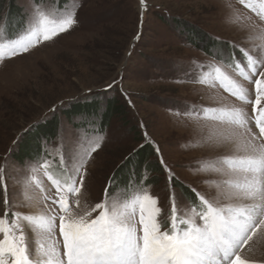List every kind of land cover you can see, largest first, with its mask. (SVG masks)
Returning a JSON list of instances; mask_svg holds the SVG:
<instances>
[{"label": "snow or ice", "instance_id": "obj_1", "mask_svg": "<svg viewBox=\"0 0 264 264\" xmlns=\"http://www.w3.org/2000/svg\"><path fill=\"white\" fill-rule=\"evenodd\" d=\"M139 2L142 25L150 5L146 0ZM238 2L264 20V0H259L258 7L256 0ZM80 7L82 3L76 0L71 7L67 3L60 6L57 0H29L17 21L19 31L12 38L8 17L0 16V62L73 29L79 23ZM213 39L228 43V52L216 48L212 55L232 67L238 78L213 61L201 64L193 60L185 75L200 84L219 82L242 106H190L185 114L203 113L205 119L242 127L249 133L245 146L236 154L198 162L199 171L223 177L205 181L216 188V195H206L182 181L145 131L144 140L153 146L166 178L170 207L163 223L167 227L162 228V209L158 197L151 194V186L145 184L147 177L137 182L135 173L125 185L110 177L103 198L94 204L87 202L86 165L104 136L96 126V113L85 109L73 117V122L81 125L74 137L65 136L61 119L54 146L49 145L52 134L41 135L36 138L38 147L20 162L23 168L10 160L13 149L0 164V264H264V260L243 255L251 253L254 244L264 242V32L249 35L246 39L251 43L247 46ZM93 99V90L87 89L60 101V107L88 105ZM56 110L53 106L49 111ZM41 122L24 129L13 145L38 129ZM135 153L133 149L125 160ZM9 167L14 168L15 182L23 189L20 202L9 196L5 179ZM45 178L50 183H45ZM33 188L35 193L29 195ZM53 189L54 195H49ZM29 200L45 204L47 210L36 214L13 210L27 207Z\"/></svg>", "mask_w": 264, "mask_h": 264}, {"label": "rangeland", "instance_id": "obj_2", "mask_svg": "<svg viewBox=\"0 0 264 264\" xmlns=\"http://www.w3.org/2000/svg\"><path fill=\"white\" fill-rule=\"evenodd\" d=\"M76 2L82 3L77 26L27 53L0 62V164L13 149L10 160L14 166L23 168L20 163L23 160L17 159V153L21 145L30 144L29 135L24 134L16 146L13 141L29 125L38 120L43 122L46 115L49 118L57 113V118L53 116L47 122L60 123L63 119L65 136L74 137L79 124L73 122L74 116L69 118L64 114L67 107H60V101L92 89V103L98 108L95 111L97 128L112 101L122 106V114L110 115L103 133L98 129L104 140L86 165L87 202L94 204L102 199L109 178L116 177L122 170L127 169L130 176L135 173L137 182L147 177L142 171L137 174L134 165L136 154L140 155L139 146L145 143V131L182 181L206 195L215 196L216 188L205 181L223 177L199 171L198 162L236 154L245 146L249 133L242 127L205 119L203 113L186 115L190 106L231 108L242 105L219 82L196 83L185 72L193 60L201 64L213 61L233 78H238L232 67L212 55L211 50L216 48L228 52V43H219L213 38L247 46L251 43L246 39L249 35L264 32V20L238 0H146L150 7L144 11L142 25L139 0ZM256 2L258 7L259 0ZM0 3L16 16L12 27L29 6V0H0ZM72 3L73 0L68 7ZM192 39L200 43L193 45ZM237 57L242 59L238 52ZM113 81L117 83L108 88ZM53 106H57L55 113L49 111ZM246 108L251 111V105ZM49 145L54 146V140ZM133 149H136L135 155L125 160ZM156 163L158 169L149 173L145 184L151 186V194L159 199L164 228L167 224L163 220L170 206L166 178L158 158ZM14 177L16 172L9 167L5 176L9 196L20 202L24 199L23 189ZM45 183L50 182L45 178ZM35 191L33 188L28 194ZM54 193L53 189L48 194ZM13 210L36 214L45 212L47 206L29 200L27 207L16 206ZM0 214H3L2 204ZM243 255L264 260V242L254 244L253 251Z\"/></svg>", "mask_w": 264, "mask_h": 264}, {"label": "trees", "instance_id": "obj_3", "mask_svg": "<svg viewBox=\"0 0 264 264\" xmlns=\"http://www.w3.org/2000/svg\"><path fill=\"white\" fill-rule=\"evenodd\" d=\"M57 2L59 3V5L64 6L67 3V6H69L71 4L72 0H57ZM5 15L9 19V23H10L9 29L11 30V32H8V34L12 38V35L14 33L16 34L19 31L17 25H15V27H12L13 18L16 16L13 17L11 12H9L8 7H4L0 3V16H5ZM18 20H19V17H17L16 22ZM194 35H195V37H197V34H194ZM190 41L193 45L194 44L197 45L198 43H200V41H197V39H195V40L192 39ZM205 46L207 47V44H205ZM204 48L205 47H203L201 49H204ZM119 105L120 104L118 102L112 101V105L110 106L109 110L107 111V113H106L107 115L105 116V119L103 120V122L101 120V122L98 124V129H100L101 133H103L104 129L107 127V123H108V119H109L110 115H113V114L121 115L122 114V106H119ZM65 109H66V112L64 114L67 115V117H69V118H72L73 116L77 115L78 113H80L82 110H85V109H87V111L89 113L95 112V111L97 112V110H98L97 106L93 103H90L88 105L81 104V106L73 105L71 108H68V109L65 108ZM55 115H57V113L51 114V116L49 118H47V120H51L50 118H52ZM55 118H57V117L55 116ZM47 120L46 121L43 120V122L40 124L38 129H34L33 131L27 133L29 135L30 144H27L26 146L21 145L20 150L17 153V159L18 160H24L25 157L29 156V154L34 149H36L38 147V145L36 143V138L38 136L55 133L59 123L58 122L50 123V121L47 122ZM79 127H81V125H79ZM52 137H53V139H50L49 143L54 140L55 134H53ZM142 145H143V147H140L141 150L139 151L140 155L136 154V161H134V165L137 168L136 169L137 174H140V171H142L143 173L147 174V179H148L150 177L149 173H151V172L155 173L154 169L155 168L158 169V165L156 163L157 162V156H156V153L154 152L153 146L151 144H147L145 142ZM126 170H122L121 172H119V174L116 177H114V179L118 182L119 185H125L130 178L129 172ZM145 183L147 184V180L145 181Z\"/></svg>", "mask_w": 264, "mask_h": 264}]
</instances>
